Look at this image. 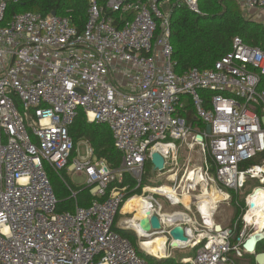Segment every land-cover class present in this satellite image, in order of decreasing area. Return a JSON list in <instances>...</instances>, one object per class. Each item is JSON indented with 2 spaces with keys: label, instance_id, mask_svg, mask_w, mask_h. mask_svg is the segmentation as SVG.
I'll return each mask as SVG.
<instances>
[{
  "label": "built area",
  "instance_id": "obj_1",
  "mask_svg": "<svg viewBox=\"0 0 264 264\" xmlns=\"http://www.w3.org/2000/svg\"><path fill=\"white\" fill-rule=\"evenodd\" d=\"M10 1L18 0H0V264H148L114 228L129 186L110 185L128 174L140 187L154 152L167 170L184 146L209 151L210 182L223 189L260 184L233 227L217 231L201 210L202 222L158 214L162 230L151 233L169 226L172 242L171 228L184 226L188 241L178 248L196 253L176 264H235L234 256L247 253L241 243L252 198L264 189V158L243 165L264 152V50L236 36L214 66L178 72L159 0H90L82 31L71 16L53 13L24 11L5 22ZM179 1L199 12L200 0ZM236 1L253 19L264 13V0ZM80 109L88 122L110 127L120 167L97 158L87 139L74 141L70 127ZM47 164L71 181L86 175L91 204L59 212ZM199 170L202 180L189 181L188 192L205 181ZM149 209L155 213L152 202ZM239 221L246 226L237 232Z\"/></svg>",
  "mask_w": 264,
  "mask_h": 264
},
{
  "label": "trees",
  "instance_id": "obj_2",
  "mask_svg": "<svg viewBox=\"0 0 264 264\" xmlns=\"http://www.w3.org/2000/svg\"><path fill=\"white\" fill-rule=\"evenodd\" d=\"M105 5L107 0H97ZM162 2L163 0H159ZM90 0H18L10 1L6 11V21L14 14L24 11H35L42 14L56 13L62 16H71L74 26L82 31L85 28L89 16ZM174 5L170 18L171 42L174 47L173 59L177 63L176 70L183 72L196 67L206 69L214 66L215 62L227 54L233 46L236 36L241 37L247 44L258 46L264 50V21H257L248 16L236 0H200L199 12L189 9L185 5ZM206 94V92H203ZM70 135L74 141L87 139L93 146L95 155L104 159L111 168H118L122 163V154L114 144V137L109 126L102 123H90L86 119L83 109L70 127ZM264 158V152L256 160L244 163L249 166ZM152 166V163L149 161ZM54 190L59 199L58 211H74L76 205L87 206L91 204L93 196L86 185L72 183V189L77 192L73 197L72 192L65 183L64 176L71 183L66 170L57 172L49 164L46 165ZM147 174L143 175L142 184H146ZM137 182L126 174L121 183H111L110 189L116 185L119 187L129 186L135 188ZM139 188V189H138ZM133 189L129 196L140 193V187ZM236 192L232 191L233 199ZM232 199V200H233ZM129 200V199H128ZM127 200V201H128ZM125 202L122 213L132 215L133 211H126ZM235 203V202H234ZM239 207H237V213ZM119 215H117L116 222ZM237 232L242 230V222H238ZM122 236L130 239L138 253L145 257L148 264H176L177 260L172 258L156 259L152 255L145 254L138 246V234L131 227L114 226ZM186 248L181 250H189ZM195 250V249H194ZM264 251V244L258 243L257 252ZM255 260V259H254ZM256 264V262L254 261Z\"/></svg>",
  "mask_w": 264,
  "mask_h": 264
},
{
  "label": "rangeland",
  "instance_id": "obj_3",
  "mask_svg": "<svg viewBox=\"0 0 264 264\" xmlns=\"http://www.w3.org/2000/svg\"><path fill=\"white\" fill-rule=\"evenodd\" d=\"M161 5H162V9H163L164 13L170 19L174 5H180L178 7H181L182 3L179 0H163L161 2ZM246 13H248V12H246ZM254 13H255V17H256L254 20L261 19L260 18L261 16L264 17V13H263V15H262V13H257V12H254ZM254 13L252 12V14H254ZM85 149H86L85 144L81 143L80 144V151H81L82 155H84ZM210 163H211V158H210L209 151L207 150V152L204 153V152H202V150L200 149L199 146H196L194 148L185 147V146L179 148L177 151V162L176 161L173 162L171 160L169 165H168V169L164 170L163 172L155 170L154 165L152 164L153 167H151V164L149 163V161H147V163L145 165L144 175L145 174L149 175V176H147L148 182L144 185L142 184V187L140 186V188H141L140 193H135V194L129 196V194H131L132 191L137 189L138 182L135 180L137 182V184H136L135 188H133L134 190L131 189V191H129L130 190L129 188H128V190H126L127 194H126L125 202L135 195H143L146 198H147V196L148 197L150 196L152 198V201H149L148 200L149 198H147V200L149 203L152 202V204L156 210L161 211L162 213H165L167 215H171L173 213H187L190 216H192L193 218L196 217L198 221L202 222L201 214L198 215L199 214V207L202 209V208L206 207L205 204H208V202L206 200L207 198H205L206 196L204 197L203 194L205 193V189L211 190L215 187L221 192V194L223 195V198L218 203H216V206L212 205L210 203L211 204L210 210L213 209L216 211V214L214 215L215 221L221 225L224 222L223 219H224L225 215L228 216L230 214H233L232 213V210H233L232 205L228 204V203H230V201L232 199V193L227 191L226 189H223L221 186L210 182L209 177L212 176V174H213L212 173V167H211ZM198 168H202V170L204 171L203 174L205 175V181L198 183L197 186L195 187V189H193V190L191 189L190 192H188L189 190H187L184 187H181V185L184 182L183 180L187 174H190L191 172L195 171ZM174 174L176 177H175V179H172L171 177ZM71 178H72V182L74 184L87 186L86 175H81V176L80 175H73ZM201 180H202V175H201V178L198 179L196 182L201 181ZM184 185H185V183H184ZM162 186H167L168 188L173 187L174 189H176L178 191V194H179L177 202H180V204H175V202H173V200L170 199L169 196H164L163 194L155 192V191H153V189H150V188H160ZM192 187L194 188V186H192ZM147 188H148V190H146ZM250 191H253V189H251ZM184 193H190L191 197L193 198V201H192L190 206H186L183 203L182 196L184 195ZM229 195H230V197H229ZM246 197H248V194H246ZM125 202H124V204H125ZM124 204H122L121 209L119 211V214H118L119 217H118L117 222L119 224L120 223L123 224V225H119V226L127 228V227H129V225H126V223L124 221H125V219L130 218V216L122 213L121 210H122ZM133 216H135V214ZM229 219H231V218H229ZM227 223L228 222H226V224ZM230 223H231V221H229V224H227V226H230ZM245 226L246 225H242V230H243V228H245ZM168 228H169V226L166 228V230L163 233L154 234V235L150 234L151 236L150 235L146 236L145 234L141 235L138 233V231H136L138 234V246L141 247L142 241L145 239H154L157 237L165 236V237H167V244H166L167 251H168V254L170 255L166 258L170 257V258L178 261V260H181L183 258H186V257L191 256L194 253H196V249L195 250L194 249L181 250L179 248H172L171 244H170L171 241L168 240V237H169V234L167 233ZM215 228H216V226H215ZM253 234H256V225H247L245 239L241 243V247H243L244 241H246V239L250 235H253ZM259 242L264 244V238H262ZM242 254H243L242 256H238V257L234 256V262L236 264H255L254 263V261H255L254 255L247 254L244 251ZM153 257L156 259H160V258H157L155 256H153Z\"/></svg>",
  "mask_w": 264,
  "mask_h": 264
},
{
  "label": "bare ground",
  "instance_id": "obj_4",
  "mask_svg": "<svg viewBox=\"0 0 264 264\" xmlns=\"http://www.w3.org/2000/svg\"><path fill=\"white\" fill-rule=\"evenodd\" d=\"M187 175H189V176L186 180ZM187 175L185 176V178L183 180L184 182L181 185V187L185 188V186H187L189 184V181L196 182L198 179H200L201 178V171L200 170L199 171H193L192 173L187 174ZM175 177L176 176L174 175L171 178L175 179ZM184 183H185V185H184ZM148 188L146 190H148ZM150 189H153V191L158 192V193H163L164 196H169L170 199L178 201V197H179L178 191L176 189H174L173 187L168 188L167 186H162L160 188H150ZM203 196L204 197L206 196L205 198L210 199L212 201V205H215V206H216V203L219 202L223 198V195L221 194V192L215 187L211 190L205 189V193L203 194ZM182 200L186 206H190L192 201H193V198L191 197L190 193H184V195L182 196ZM148 208H149V202H148L147 198L143 195H135V196L131 197L127 201V204L125 207L126 211H130V210L133 211L131 216L138 213L137 215H135L132 218L130 217L128 219H125V222L136 226V228L140 231V234L141 235L145 234L146 236H148L150 234H147L146 232L142 231L139 228V225H137V221L146 215ZM210 209H211V207H209V209H204L203 212H205V213L207 212L206 214L209 215ZM252 211L255 214L254 217H252L254 215V214H252ZM252 211H249V213L247 215V219H249V221H251L252 223L253 222L257 223L256 233L264 231V189H259L257 191V193L253 196V198H252ZM169 216L175 220L173 215H169ZM244 243H245V241H244ZM166 244H167V237H165V236L157 237L154 239H145L142 241L143 248L146 251H148L151 255H153L157 258H166V257L170 256L168 254Z\"/></svg>",
  "mask_w": 264,
  "mask_h": 264
},
{
  "label": "water",
  "instance_id": "obj_5",
  "mask_svg": "<svg viewBox=\"0 0 264 264\" xmlns=\"http://www.w3.org/2000/svg\"><path fill=\"white\" fill-rule=\"evenodd\" d=\"M206 130L208 133H210L211 126L207 125ZM151 162L154 165L155 170L160 172H163L165 170V158L159 152H154L152 154ZM137 222L139 228L147 234H152V230H155L157 232L162 230V222L160 216L154 213L153 210L149 208L146 215L143 218L139 219ZM126 225H129V227L135 229L140 234V231L136 228V226L130 223H126ZM221 228L222 226L220 224L216 225L217 231L221 230ZM170 236L173 239L171 242V246L173 248H178L182 243H186L188 241L185 228L181 224H177L171 228ZM262 238H264V231L250 235L243 244V247L247 251V253L255 256L256 264H264V251L257 252V245ZM140 249L145 254L151 255L143 248V246H141Z\"/></svg>",
  "mask_w": 264,
  "mask_h": 264
},
{
  "label": "crops",
  "instance_id": "obj_6",
  "mask_svg": "<svg viewBox=\"0 0 264 264\" xmlns=\"http://www.w3.org/2000/svg\"><path fill=\"white\" fill-rule=\"evenodd\" d=\"M259 21V20H258ZM71 180V179H70ZM258 184H259V181H258V179H249L248 180V183H247V185H246V187L245 188H243L242 190H240V191H238V192H236V196H235V198L233 199V196H232V199H231V201H230V203H228V204H231L232 205V208H233V210H232V213L233 214H230V215H228V216H224V219H223V224H221L222 225V227H233V225H235V223H236V221L238 220V218L241 216V213H242V210H243V208L245 207V205H246V194H248V196L250 197L251 195H252V193H253V191H250L251 189H253L254 190V188L256 187V186H258ZM231 193H232V191H230ZM161 194H163V193H161ZM246 197V198H245ZM248 197V198H249ZM207 200V202H208V204H205L206 205V207H204V208H202L201 210L203 211L204 209H209V207L211 206V204H212V201L210 200V199H206ZM235 202V203H234ZM211 203V204H210ZM218 203V202H217ZM144 207V206H143ZM237 207H239V212L237 213ZM139 208V207H138ZM145 208V207H144ZM201 210H199V212L201 211ZM235 210V211H234ZM234 211V212H233ZM250 211H252V209L250 210ZM137 213V212H136ZM155 213H157V214H159L160 216H163V217H165L164 215H165V213H162L161 211H158V210H155ZM204 214H205V218H207V221H208V223H210V224H214L215 223V225H217L218 223L215 221V214H216V211L215 210H210V213H209V215H207L205 212H203ZM138 214V213H137ZM137 214H135V215H137ZM252 214H254L253 213V211H252ZM125 215H127V214H125ZM198 215H200V213L198 214ZM251 215V214H250ZM249 215V216H250ZM130 217H131V215H129ZM177 216H180L179 214H177ZM195 216V215H194ZM255 216V214L252 216V217H254ZM132 217H134V216H132ZM131 217V218H132ZM196 217H194V219H195ZM229 218H231V219H229ZM166 220H167V218H165ZM197 219V218H196ZM200 219V218H199ZM229 221H231V223H230V226H227V224H229ZM123 222V221H122ZM125 222V221H124ZM167 222V221H166ZM165 222V225H168V223H166ZM226 222H228L227 224H226ZM126 223V222H125ZM117 225H123L122 223H118L117 222ZM248 225H257V223L256 222H250V223H248ZM256 228H257V226H256ZM259 233V232H258ZM235 263V262H234ZM236 264V263H235Z\"/></svg>",
  "mask_w": 264,
  "mask_h": 264
}]
</instances>
